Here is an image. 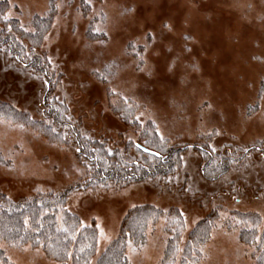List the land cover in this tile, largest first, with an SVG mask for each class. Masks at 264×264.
Masks as SVG:
<instances>
[{"label": "rangeland", "instance_id": "obj_1", "mask_svg": "<svg viewBox=\"0 0 264 264\" xmlns=\"http://www.w3.org/2000/svg\"><path fill=\"white\" fill-rule=\"evenodd\" d=\"M5 1V16L17 21L20 35L35 32L36 17L49 18V29L34 53L52 63L47 61L45 76L0 46V103L14 105L24 118L56 131L45 135L0 111V196L17 200L60 193L93 176L90 162L77 151L76 132L105 143L109 152L136 141L134 128L121 123L109 107L121 100L108 91L112 88L135 104L137 123L151 122L158 140L162 135L161 143L179 147L181 154L179 165L166 176L113 181L69 195L67 210L85 226L100 225L97 253L116 237L133 206L148 204L183 213L180 247L197 223L219 209L199 264H254L253 246L239 242L233 213H256L264 219V0H183L188 9L179 0ZM150 5L156 9L149 10ZM148 33L156 39L147 53L141 52L147 63L139 71L129 44L134 42L140 51ZM21 42L29 45V40ZM113 61L118 67L111 83L93 74L92 69ZM49 101L66 108L67 125L55 123ZM244 148L255 149L219 179H204L206 151L241 158ZM165 226L161 218L140 248L128 243L129 264L160 263L168 237ZM0 246L10 264H58L39 249Z\"/></svg>", "mask_w": 264, "mask_h": 264}, {"label": "trees", "instance_id": "obj_2", "mask_svg": "<svg viewBox=\"0 0 264 264\" xmlns=\"http://www.w3.org/2000/svg\"><path fill=\"white\" fill-rule=\"evenodd\" d=\"M53 1L51 2L54 3ZM8 7L7 1H0V46H7L13 56H19L18 62L27 65L26 68H34L48 76L49 64L44 57H39L34 51L49 29V18L36 17L35 32L20 35L22 31L17 21L4 19ZM24 39L29 40V45L23 46L21 40ZM131 104L134 106L132 115L136 116V106ZM46 105L51 108L52 115L56 116V124L67 125L66 108L53 101ZM109 107L121 123L134 128L137 133L136 141H127L125 145H122L123 148H115L109 152L105 143L88 140L76 132L75 135L79 139V154L90 162L94 175L84 178L77 186L60 193L36 194L17 200H8L0 196V244L14 248L29 246L31 249H39L45 257L58 264H129L126 255L128 243L136 248L142 247L146 242L148 231L161 218H165V231L168 237L163 259L159 264H169L173 260L175 264H199L202 258V247L208 241L215 223L219 220V209L213 210L197 223L189 233L185 244L180 247L183 222L177 208L171 207L164 211L148 204L136 206L124 215L116 237L100 253H97L98 231L95 224L81 227L80 217L66 209L69 195L75 190L97 187L98 184H103L105 187L108 182L113 181L129 183L151 180L156 176L161 177L172 173L179 165L181 150L179 147L165 144L167 142L161 143L151 122L140 125L136 120L125 119L121 114L125 107L122 99L115 104L110 103ZM0 109L4 110L5 117L13 122L30 123L39 132H45V135H48L47 132L50 131L48 125L43 122L42 124L33 122L27 116L24 118L22 113H17L7 104L0 103ZM137 144L140 148L136 147ZM145 148L148 149L147 152L142 150ZM254 149H250L244 156L239 157L240 160L234 157L232 159L228 156L212 155L206 151L209 157L201 168V174L208 181L219 179L225 175L231 164L237 159L239 162L243 161ZM156 152H159V156L153 155ZM233 215L239 226V242L247 247L253 246L254 264H264V219L256 213L235 212ZM226 223L229 225L230 222ZM64 228L69 231L64 232L62 230ZM82 247L85 249L84 252L79 251ZM66 250L73 253L71 258L65 256ZM76 257L79 259L77 260ZM0 264H10L1 246Z\"/></svg>", "mask_w": 264, "mask_h": 264}, {"label": "snow or ice", "instance_id": "obj_3", "mask_svg": "<svg viewBox=\"0 0 264 264\" xmlns=\"http://www.w3.org/2000/svg\"><path fill=\"white\" fill-rule=\"evenodd\" d=\"M84 2H85V3H90V0H84ZM54 7H57V8H58V7H60V5L57 4V5H54ZM133 10H134V9H128V11H133ZM4 19H5V20H8V16H5ZM165 27H169V26H168V25H165ZM95 31H101V29H98V28H97V29H95ZM105 35H107V33H105ZM184 38H185L186 40L191 39V37H189V36H185ZM44 39H47V37H44ZM155 39H156L155 36H153L151 33L146 34V42H145V44L143 45V47L140 49V51H137V45H136L134 42H130L129 46L132 48L133 52L136 54V56H137V58H138V59H137V64H136L137 70H139V71H143V68L141 67V65H145V64L147 63V61H146L145 56L142 55L141 52H143V53H147L148 50H149V48L152 46V42H154ZM186 51H190V49H187V47H186ZM9 54H11V53H9ZM255 58H256V59H259V57H255ZM16 59L19 60L20 57L18 56V57H16ZM46 59H47V61H48L49 64L52 63V60H51L50 57H47ZM174 66H175V64H174V62H173V63L169 66V70H171ZM25 67H27V65H25ZM115 67H118V65L113 61V62L105 63V64L103 65V68H94V69H92V72H93V74L96 75L101 81L111 83L109 77H110L111 75H114V74H115L114 71H113V69H114ZM192 67L194 68V70H197V71L199 70L197 65H193ZM36 78H37V79H42V78L39 77V76H37ZM43 83H44V84H47V83H49V81H47V80H43ZM108 91L114 93V94L117 95L118 97H121V99L123 100V103H124L125 107H124V109H123V111H122L121 114L125 117V119L136 120L137 122L140 121V116H133V115H132V109H133L134 106L129 102V100H128L127 97H124L121 93L116 92V90H115V89H112V88H109ZM260 91H261V99H264V80H262V87H261V90H260ZM113 104H115V101H113ZM9 107H10V108H13V109L15 108L14 105H9ZM209 107H210V105H209ZM252 110H253V109H252V106H249L248 111L251 112ZM0 111H2V110H0ZM29 119H31V118L29 117ZM153 123H155V122L153 121ZM20 127H23V125H20ZM49 130H50L51 132H55V131H56L55 128H50ZM156 131H157V134L159 135V130H158V128H157ZM216 134H219V133H216ZM63 139L66 140L67 137L65 136V137H63ZM160 139H161V141H163L164 137L161 135V136H160ZM136 147H137V148H140V145L137 144ZM144 150H145L146 152L148 151L147 148H145ZM77 151H79V149H77ZM243 151L247 153L249 150H248L247 148H244ZM257 151H260V149H257ZM153 155L159 156V152H156V153H154ZM133 207H135V206H133ZM181 215H183V213H181ZM25 223H27V221H25ZM80 226H81V227H84L85 225H83V223H81ZM96 226H97V228L100 227L99 224H97ZM62 230H63L64 232H68V231H69V229H67V228H64V229H62ZM73 238H75V237L73 236ZM84 250H85V249H84L83 247L79 249L80 252H84ZM177 251H179V249H177ZM56 254L58 255V253H56ZM64 254H65L66 257H69V258H71V257L73 256V253L70 252V251H67V250L65 251ZM173 255H175V253H174ZM76 259L78 260L79 257H76ZM161 259H163V258H161ZM169 264H175V261H174V260H173V261H170Z\"/></svg>", "mask_w": 264, "mask_h": 264}, {"label": "bare ground", "instance_id": "obj_4", "mask_svg": "<svg viewBox=\"0 0 264 264\" xmlns=\"http://www.w3.org/2000/svg\"><path fill=\"white\" fill-rule=\"evenodd\" d=\"M177 4H180V7H185L186 9H188V6L186 5V3H184L183 0H179ZM148 7H149L148 9L151 10V11H154L156 9V6H151L150 5Z\"/></svg>", "mask_w": 264, "mask_h": 264}, {"label": "water", "instance_id": "obj_5", "mask_svg": "<svg viewBox=\"0 0 264 264\" xmlns=\"http://www.w3.org/2000/svg\"><path fill=\"white\" fill-rule=\"evenodd\" d=\"M144 152H146L144 149H142Z\"/></svg>", "mask_w": 264, "mask_h": 264}]
</instances>
